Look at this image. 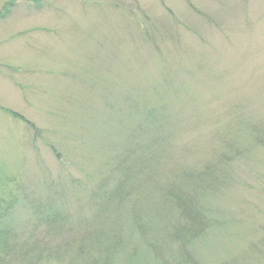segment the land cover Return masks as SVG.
<instances>
[{
	"label": "rangeland",
	"instance_id": "rangeland-1",
	"mask_svg": "<svg viewBox=\"0 0 264 264\" xmlns=\"http://www.w3.org/2000/svg\"><path fill=\"white\" fill-rule=\"evenodd\" d=\"M15 1L0 20V198L19 196L10 224L57 207L79 228L100 205L109 226H130L113 264H177L178 216L159 188L190 196L181 171L225 153V135L242 155L230 153L233 171L201 199L209 225L189 248L197 264H264V0ZM153 107L154 123L140 125ZM157 133L161 164L146 161ZM129 169L125 185L138 187L115 193ZM135 212L153 223L146 238L163 261Z\"/></svg>",
	"mask_w": 264,
	"mask_h": 264
},
{
	"label": "trees",
	"instance_id": "trees-1",
	"mask_svg": "<svg viewBox=\"0 0 264 264\" xmlns=\"http://www.w3.org/2000/svg\"><path fill=\"white\" fill-rule=\"evenodd\" d=\"M15 3L16 1L12 0L2 6L0 20L6 18ZM144 111L146 122L140 124L144 126L149 125L151 122L154 123L156 120L155 117L160 114L154 107L151 110L147 109V111ZM12 114L15 115V113ZM137 129H141V127L138 126ZM134 137V140L140 137L139 131H135L130 139ZM162 137L160 133L151 137L150 143L153 151L149 152L147 162L151 161L156 163L157 161V163L159 162L161 164L160 161L162 159H167L160 150ZM234 139L235 137L228 139L223 135V141L221 140V142L226 146L223 147L225 153L219 155L216 159L214 158L213 161H207L201 170L191 169L190 171H181V176L184 175L191 179L189 180L191 184L190 196L182 197L181 190L172 181L168 185L167 182L162 184L159 188V191L162 192L165 187L163 194L164 197L167 196V198L165 197L166 207H172L176 217L178 216V220L172 223L173 230H171L170 234L172 241L179 246L180 256L173 254L174 261L177 264H197L195 255L189 246L190 243L204 234L209 225V220L206 216H203L204 211L201 199L210 196L216 190L218 191V187L226 182L229 166L232 169L230 153L233 151L235 157L242 155V151L236 148L235 144L229 145L231 142H236L233 141ZM259 139L254 137L251 143L257 145L264 140V138L263 140L260 139L261 141ZM147 143L149 142H144V144ZM138 148L141 149L142 146L139 145ZM138 151L137 149L133 154L137 160L141 158ZM207 157L208 155L204 159ZM144 162L142 160L139 163L140 168L138 172L136 171V174L144 175L146 173ZM121 171H123V168ZM124 173L125 177L119 185H116L115 193H120L123 190L122 188L126 186L125 184L128 179L131 178L130 175L132 172L130 169ZM146 180L149 181V186L154 188H156V184H159L155 183V180L152 178H147ZM219 182H222V184ZM138 185L139 183L136 186L126 187L134 189ZM18 198L19 196L17 198L15 197L12 204L3 200L4 198H0V264H113L115 253L126 249L125 244L128 239L123 234V230L124 228L129 229L130 226H118L115 229L109 226L107 214H104L105 208L100 205H97L98 208L94 210V213L91 212V215L83 222L84 225L79 228L71 223L69 211L56 209L57 207L50 208L49 211L40 210V212L36 213L33 222H28L18 229L14 228L10 224L13 222L9 216V210H12ZM68 202L62 203V206L66 205L72 209L73 206ZM195 202L200 203L201 209L199 211L194 207ZM119 203L129 204L123 198L119 200ZM74 210L83 212L76 207ZM157 212L159 213V211ZM140 215H137L136 212L131 214L133 222L130 218L129 221L132 224L135 223L137 227L144 229L139 231L143 233L145 238L154 236L156 229L153 227V223L149 222L145 228H142L140 224L141 219H139ZM131 228L137 234V229H134V227ZM126 232L128 231L126 230ZM145 241L156 257L163 261L164 250L161 242L150 238H146ZM165 263L170 264L168 261Z\"/></svg>",
	"mask_w": 264,
	"mask_h": 264
}]
</instances>
